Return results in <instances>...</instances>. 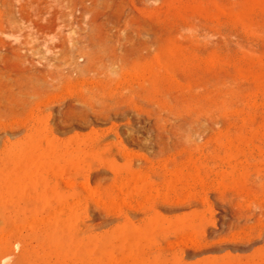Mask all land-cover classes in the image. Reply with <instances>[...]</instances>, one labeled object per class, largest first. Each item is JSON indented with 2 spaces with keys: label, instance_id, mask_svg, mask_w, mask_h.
<instances>
[{
  "label": "rangeland",
  "instance_id": "obj_1",
  "mask_svg": "<svg viewBox=\"0 0 264 264\" xmlns=\"http://www.w3.org/2000/svg\"><path fill=\"white\" fill-rule=\"evenodd\" d=\"M120 32L163 43L107 74L88 42ZM0 74V153L42 128L61 155L14 185L2 264H85L107 235L90 264H264V0H0ZM66 220L77 252L45 232Z\"/></svg>",
  "mask_w": 264,
  "mask_h": 264
},
{
  "label": "bare ground",
  "instance_id": "obj_2",
  "mask_svg": "<svg viewBox=\"0 0 264 264\" xmlns=\"http://www.w3.org/2000/svg\"><path fill=\"white\" fill-rule=\"evenodd\" d=\"M120 33L119 34L106 33L98 38H95V35H94V38L88 42V52H89L88 62L91 64H95L98 68H100V70L108 74L111 71H113L116 67L122 68L125 65V63H127L129 59H131L132 57L137 58L138 56H141L143 52L142 50L148 51L149 49H151L152 44L154 42H155L154 44L159 43V45H160V42L163 43V41H157L156 39H152L151 37H149V35L145 36L146 34H143L142 36L143 32L140 34L141 38L140 39L137 38L138 40L130 36L132 33H130V35H127L128 32H126V35L124 34V32H120ZM132 35L134 36L135 34H132ZM170 54H173V53L170 52ZM162 66L163 64L149 69L148 73L145 74V76L143 77V80L136 87V90L139 93L143 95H147V94L152 93L155 89L159 87L158 73L160 72V68H162ZM219 80L220 79H218V81ZM2 81H3L2 76L0 74V108L1 106H3L4 101L7 100V99L3 100L5 88H3L4 86H2L1 84ZM4 83L5 82L3 81V84ZM21 83H22L21 84L22 89H19V92H21L23 95L25 94L34 95L38 92L40 88H42L45 85L46 79L44 77L37 78L35 76L34 78L29 77L26 80H23ZM15 94H18V92H16ZM72 105L75 106V104H72ZM41 135L46 136L48 143H53L50 137L46 135V131L44 129L36 128L30 133H28V135H26V139L22 144L13 142L11 145L9 146L6 145V147H4V149L1 150V153H0V221L8 220V216L6 215V212H5V208L7 206L6 200L8 198L13 197L14 195L18 196L21 194L20 190H16L13 188L15 184H19V183L24 184L26 182L29 183V182H36V181L44 182V176L41 173L42 169H44L45 166H49L50 164L51 165L54 163L58 164V161L61 155L59 156L56 153L46 155L44 153L37 152V150L40 149L39 138L41 137ZM68 157H72V155L70 154ZM45 197L46 196L43 192L38 193V198L41 202L44 200ZM55 221H57V219ZM45 232L48 235L49 240L52 242L62 243V240H63L64 245L63 247L61 246L63 253H65V251L67 250L71 252H77V247L74 243V234L72 231V225L70 224L68 220H66L65 222H62L61 225H57L56 223L47 225L45 228ZM1 236H3V237H0L1 244L10 243L9 240H7V238H5L3 234ZM110 239H111L110 235H107L106 238L103 240L86 239L85 245H84L85 248L83 250L84 251L83 254L85 253L83 255L85 257L84 263L90 264L88 255L95 253V252L105 258L108 257L109 254L107 253V250L105 248H106V244L108 243V241H110ZM133 240H130V241H133ZM9 252H10V249L8 252L6 250L0 249V264H2L3 262L2 260L4 258L6 259V257L9 256L8 255ZM25 257L26 256H24L23 254L20 256L17 255V257H14L15 262H13V264H26L25 260H27V258ZM30 260L32 261V259ZM28 261H29V258H28ZM29 264H34V263L30 262Z\"/></svg>",
  "mask_w": 264,
  "mask_h": 264
}]
</instances>
